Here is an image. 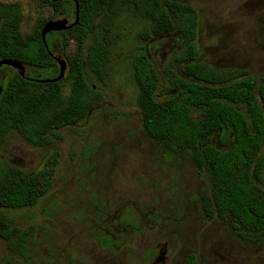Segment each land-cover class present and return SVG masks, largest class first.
Returning a JSON list of instances; mask_svg holds the SVG:
<instances>
[{"label": "rangeland", "instance_id": "1", "mask_svg": "<svg viewBox=\"0 0 264 264\" xmlns=\"http://www.w3.org/2000/svg\"><path fill=\"white\" fill-rule=\"evenodd\" d=\"M2 1L19 2L27 33L52 13L40 0ZM183 1L199 14L197 60L264 77V0ZM61 17L73 21L64 14L55 18ZM142 27L138 19L121 16L106 32L110 48L104 82L86 69L102 99L83 121L63 127L45 146L11 132L0 147V166L49 178L35 206L0 208L14 225L32 227L27 239L12 247L0 238V264H184L191 253L200 264H264L262 244L245 241L229 223L204 216L200 196L209 180L190 157L167 154L145 134L130 73L139 45L134 37ZM178 40L177 33H168L141 46L159 73L160 89L165 68L180 48ZM74 49L72 44L68 52ZM53 54L65 58L59 43ZM12 68L37 74L29 66ZM173 71L178 73L179 65ZM170 93L165 90L158 98ZM230 142L219 131L212 138L219 148Z\"/></svg>", "mask_w": 264, "mask_h": 264}, {"label": "trees", "instance_id": "2", "mask_svg": "<svg viewBox=\"0 0 264 264\" xmlns=\"http://www.w3.org/2000/svg\"><path fill=\"white\" fill-rule=\"evenodd\" d=\"M40 1L52 13L27 33L19 2L0 0V63L15 61L37 72L22 75L9 65L0 66V147L11 132L31 145L45 146L63 127L83 121L102 99L86 69L104 82L110 48L106 32L121 16L134 17L143 27L134 37L139 45L130 73L145 134L169 155L187 154L197 172L208 178L209 187L200 196L207 219L229 223L238 237L264 247V77L197 60L199 14L183 0H76L77 8L71 0ZM60 14L76 22L43 39V26ZM168 33L178 34L180 48L165 68L160 89L159 73L141 46ZM57 43L66 73L57 81H41L58 75L53 57ZM72 44L75 49L68 52ZM165 90L171 93L158 98ZM216 131L231 140L227 148L212 143ZM48 181L38 172L0 166V208L35 206ZM31 231L0 215V238L8 246L23 243ZM184 264L200 263L191 253Z\"/></svg>", "mask_w": 264, "mask_h": 264}, {"label": "water", "instance_id": "3", "mask_svg": "<svg viewBox=\"0 0 264 264\" xmlns=\"http://www.w3.org/2000/svg\"><path fill=\"white\" fill-rule=\"evenodd\" d=\"M53 1H60V0H53ZM71 1H73L75 3L76 8H77V1L76 0H71ZM75 22H76V20H75ZM75 22L69 23V20L66 17L56 18V19H53L51 21H48L42 28V31H41L42 38L44 39L45 35L50 31L66 30L67 28L71 27ZM53 57H54L57 65H58V70H59L58 75L54 78L47 79V80H41V81H57L65 75L66 68H67V63H66L65 59L60 57V56H55V55H53ZM3 64L14 67L17 70L21 69L23 66L20 63H17L15 61L1 62L0 66ZM18 72L20 74H22L21 70H19Z\"/></svg>", "mask_w": 264, "mask_h": 264}]
</instances>
